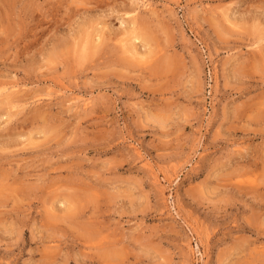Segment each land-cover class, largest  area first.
<instances>
[{"label":"rangeland","instance_id":"374dc122","mask_svg":"<svg viewBox=\"0 0 264 264\" xmlns=\"http://www.w3.org/2000/svg\"><path fill=\"white\" fill-rule=\"evenodd\" d=\"M0 264H264V0H0Z\"/></svg>","mask_w":264,"mask_h":264},{"label":"bare ground","instance_id":"6f19581e","mask_svg":"<svg viewBox=\"0 0 264 264\" xmlns=\"http://www.w3.org/2000/svg\"><path fill=\"white\" fill-rule=\"evenodd\" d=\"M129 50V49H128Z\"/></svg>","mask_w":264,"mask_h":264}]
</instances>
